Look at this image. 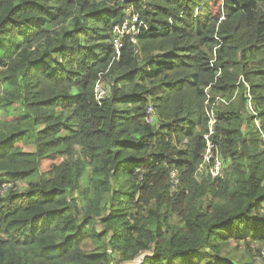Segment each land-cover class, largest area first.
Segmentation results:
<instances>
[{
    "label": "trees",
    "instance_id": "trees-1",
    "mask_svg": "<svg viewBox=\"0 0 264 264\" xmlns=\"http://www.w3.org/2000/svg\"><path fill=\"white\" fill-rule=\"evenodd\" d=\"M129 10L145 24L135 44L116 33ZM8 109L0 264L143 251L142 264H255L250 243L262 255L264 135L248 126L264 134V0H0ZM211 112L217 178L198 175Z\"/></svg>",
    "mask_w": 264,
    "mask_h": 264
},
{
    "label": "built area",
    "instance_id": "built-area-1",
    "mask_svg": "<svg viewBox=\"0 0 264 264\" xmlns=\"http://www.w3.org/2000/svg\"><path fill=\"white\" fill-rule=\"evenodd\" d=\"M142 27H145V24L140 20L138 14H132V12L129 10L128 15L126 18V21L124 22V25L122 27V30L116 31L117 34H119L120 37H128L129 39L127 41L132 42L133 44L136 43V35L139 33ZM123 42L120 39L115 40V48L117 49V53H119V50L121 47H123ZM249 87V86H248ZM249 91V90H248ZM101 92V94H99ZM98 95L99 97L105 96V91L102 86H98ZM249 99V110L253 112V105H251L252 102V96L250 93L247 94ZM218 100V99H217ZM225 102V101H224ZM152 108L149 109L148 115H152ZM209 118V133L205 136V139L207 140V146H208V152L205 155L204 162L209 163L212 165L210 169V174L212 178H217L222 175V157L220 150L216 144L215 141L211 139V137L215 134V124H216V118L214 112H211ZM148 120V119H147ZM152 118L148 120V122H151ZM258 131L260 135L263 134V129L259 125H257ZM203 168V167H202ZM177 174V173H176ZM143 259L136 264H142Z\"/></svg>",
    "mask_w": 264,
    "mask_h": 264
},
{
    "label": "rangeland",
    "instance_id": "rangeland-1",
    "mask_svg": "<svg viewBox=\"0 0 264 264\" xmlns=\"http://www.w3.org/2000/svg\"><path fill=\"white\" fill-rule=\"evenodd\" d=\"M99 94H101V92ZM217 99H218V100H216L217 102L218 101H223L220 98H217ZM224 99L228 101L227 98H224ZM0 115H6V117L7 116H11V115H13V111L11 109H8V113H3L0 110ZM152 116L153 115H150L149 118H147V119L150 120V118H152ZM257 125H259L261 127L262 126V123L260 121H258V120H255V121L253 120L251 122V125L248 126V131H249V129H252L255 133L259 134L257 127H256V130H255V126H257ZM201 168H202V166L200 167V169ZM204 172H205V174L206 173H209L210 174V171H207L206 169H204L203 171H198V175L201 176V174L204 173ZM36 179H38V178L36 177ZM172 179H173V183L175 185H177V183L179 182V179H178V175L176 174V172H173L172 173ZM34 180H35V178H33L31 181H34ZM17 187L20 188V190H21V185H18ZM6 189L7 188L4 187V190L3 191L5 192ZM231 245L232 246H235V243L234 242H231ZM250 245H251V250L253 251V256H251V257H247L246 256L247 261H252L255 264H264V249L262 250V252H263L262 255H260L257 252V250H260L259 245L258 244H255V243H250ZM246 247H247L246 242L245 241H240V243H239V249L240 250H244ZM153 254H154L153 251H143V252H140L139 257L142 256V258H144L146 255L153 256ZM242 255H244V254H239L238 253V255H236V256H237V258H240ZM256 255H259V256H256ZM254 256H255V259H254ZM135 262H136V260L135 261H131V262H124L122 264H134Z\"/></svg>",
    "mask_w": 264,
    "mask_h": 264
},
{
    "label": "bare ground",
    "instance_id": "bare-ground-1",
    "mask_svg": "<svg viewBox=\"0 0 264 264\" xmlns=\"http://www.w3.org/2000/svg\"><path fill=\"white\" fill-rule=\"evenodd\" d=\"M142 260V256H140L139 258H137V260H136V262L135 263H137V262H139V261H141ZM134 263V264H135Z\"/></svg>",
    "mask_w": 264,
    "mask_h": 264
}]
</instances>
